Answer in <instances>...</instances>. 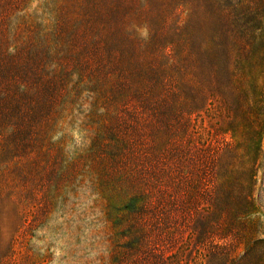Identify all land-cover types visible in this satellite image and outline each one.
<instances>
[{"label": "rangeland", "instance_id": "obj_1", "mask_svg": "<svg viewBox=\"0 0 264 264\" xmlns=\"http://www.w3.org/2000/svg\"><path fill=\"white\" fill-rule=\"evenodd\" d=\"M262 2L0 0V264H264Z\"/></svg>", "mask_w": 264, "mask_h": 264}, {"label": "bare ground", "instance_id": "obj_2", "mask_svg": "<svg viewBox=\"0 0 264 264\" xmlns=\"http://www.w3.org/2000/svg\"><path fill=\"white\" fill-rule=\"evenodd\" d=\"M253 26L257 30H251L248 45L241 53L232 97L227 103L228 115L235 132L243 131L240 116L244 109L253 102L259 101L264 94V62L251 54L252 47L257 43L264 45V2L259 3L254 10Z\"/></svg>", "mask_w": 264, "mask_h": 264}, {"label": "trees", "instance_id": "obj_3", "mask_svg": "<svg viewBox=\"0 0 264 264\" xmlns=\"http://www.w3.org/2000/svg\"><path fill=\"white\" fill-rule=\"evenodd\" d=\"M16 110L13 111V109L9 113H13ZM17 116H14V113L11 114L10 119L13 121ZM17 121V120H16ZM14 190H13V184L12 182L5 178L1 179L0 182V204H4L5 206L7 204H12L15 200L14 198Z\"/></svg>", "mask_w": 264, "mask_h": 264}]
</instances>
